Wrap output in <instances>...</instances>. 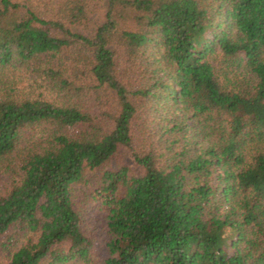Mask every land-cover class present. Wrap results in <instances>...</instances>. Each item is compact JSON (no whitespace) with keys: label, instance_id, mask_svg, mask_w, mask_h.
Here are the masks:
<instances>
[{"label":"trees","instance_id":"1","mask_svg":"<svg viewBox=\"0 0 264 264\" xmlns=\"http://www.w3.org/2000/svg\"><path fill=\"white\" fill-rule=\"evenodd\" d=\"M0 264H264V0H0Z\"/></svg>","mask_w":264,"mask_h":264}]
</instances>
